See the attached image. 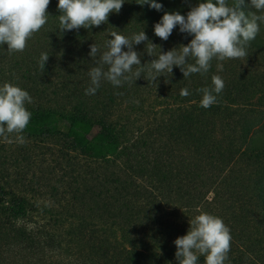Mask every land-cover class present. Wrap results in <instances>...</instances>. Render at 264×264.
I'll use <instances>...</instances> for the list:
<instances>
[{
  "label": "trees",
  "instance_id": "trees-1",
  "mask_svg": "<svg viewBox=\"0 0 264 264\" xmlns=\"http://www.w3.org/2000/svg\"><path fill=\"white\" fill-rule=\"evenodd\" d=\"M142 2L125 0L119 13H110L107 23L99 27L62 32L58 0H50L47 23L27 41L23 52L9 54L7 45L0 46V62L19 75L15 82L33 100L25 105L32 115L23 134L56 138L64 153H77L88 162L86 168L82 166L76 173V181L91 196L96 210L103 211V224L111 232L110 237H104L92 231L89 242H85V228H75V231L72 227L71 233L63 236H78V231L81 238L75 241L77 256L87 253L91 259L78 257L76 263L72 260L65 264H178L174 241L187 234L189 221L200 214L189 213L194 211L188 207L187 210L177 208L176 211H182L175 215L165 212V206L172 205V199L178 194L176 180L179 179L175 177L178 173L190 181L191 191L198 194L193 208H199L201 201H206L207 207L211 206L208 213L221 218L229 227L232 239L225 264H264V143L254 144L253 124L238 110L249 104L260 89L257 81L236 72L241 59H213L208 73L187 78L174 66L170 76L158 77L155 84L147 79L146 73L134 83L125 82L120 87L102 81L94 95H85L90 86L88 72L98 66L112 31L131 38L143 30L148 41L157 45L161 53L187 46L193 37L181 33L179 26L167 41L154 35L153 26L165 12L186 16L191 7L206 0H154L162 5L160 11L148 4L139 5ZM233 2L228 0L229 5ZM245 11L252 12L250 7ZM255 41L257 38L250 42L247 51L255 52L251 47L256 45ZM92 44L100 48L94 58L89 56ZM159 49L150 56L146 52L147 42L133 46L140 54L141 66L155 59ZM44 52L49 58L41 70L39 59ZM252 56L248 54L246 59ZM188 62L194 63V60L189 58ZM217 64L223 65L222 71ZM3 68L0 66V76L4 74ZM213 75L221 76L225 87L218 94L217 103L205 109L200 106L202 93L198 89L211 88ZM183 88L188 89L189 96L180 95ZM144 93L156 95L158 102L154 107L158 110L152 115L153 122L142 139L133 147L139 159L129 162L112 116L118 95L141 97ZM51 96L53 105L47 103ZM123 155L128 158L125 164H120L118 161ZM238 162L243 163V171L249 172L252 188L239 189V194L230 196L224 211L216 212L213 199L205 196L216 190L227 168ZM194 195L189 194L192 199ZM217 198L222 199L221 194ZM28 216L26 198L6 192L0 184V264H5L8 252L17 256L16 251L11 252L12 247L15 249L21 242L30 245L39 237L52 242L54 247H63V236L57 240L58 228L52 227L49 233L47 228L32 231L20 225ZM138 226L145 229L140 237L131 233ZM198 264H204L202 256Z\"/></svg>",
  "mask_w": 264,
  "mask_h": 264
},
{
  "label": "clouds",
  "instance_id": "clouds-1",
  "mask_svg": "<svg viewBox=\"0 0 264 264\" xmlns=\"http://www.w3.org/2000/svg\"><path fill=\"white\" fill-rule=\"evenodd\" d=\"M125 0H58L57 8L60 31L90 29L106 24L110 13H119ZM50 0H0V46L7 45L9 54L23 52L27 41L48 21L47 9ZM148 4L150 8L160 11L162 5L154 0H143L139 5ZM255 12H246V8ZM260 13V14H257ZM264 24V0H206L191 7L186 16L177 12L162 16L153 26L154 35L167 41L174 28L179 26L181 33L193 38L187 46H179L161 53L157 45L148 41L144 31L134 33L131 38L119 31L110 33L111 39L105 42L106 50L100 54L98 66L88 72L90 86L85 95H94L102 81L120 87L125 82L134 83L146 73L147 79L155 84L158 77L171 75L173 67H178L184 78L192 74H206L213 59L246 60L247 47L260 32ZM147 42V54L152 56L159 49L156 58L141 66L140 54L133 50L134 45ZM127 51H123V49ZM100 52L99 46L90 45L89 56L94 58ZM49 54L44 52L39 59L43 70ZM189 58L194 63H189ZM147 65V67H145ZM135 67V71H133ZM219 71L222 64H217ZM212 87L198 89L202 93L200 106L207 109L217 103L225 83L221 76L211 77ZM182 97L190 95L187 88L180 90ZM33 103L29 93L17 85L5 82L0 86V137L7 143H26L23 135L31 120V112L26 104ZM186 235L178 237L175 257L178 264H198L204 258V264H225L231 246V232L224 221L207 212H200L191 221Z\"/></svg>",
  "mask_w": 264,
  "mask_h": 264
},
{
  "label": "rangeland",
  "instance_id": "rangeland-1",
  "mask_svg": "<svg viewBox=\"0 0 264 264\" xmlns=\"http://www.w3.org/2000/svg\"><path fill=\"white\" fill-rule=\"evenodd\" d=\"M249 3L250 0H245V4ZM251 10L252 12L256 11L253 8ZM256 38V45L252 46L251 44L255 52L247 51L249 56H254H252V59L241 60V63L236 65V72L241 77L246 75L251 77L252 81H257L260 90L252 96V101L249 104L240 106L238 110H241L246 120L253 124L254 144L259 143L262 145L264 143V24L260 25V32ZM0 66H4V74L0 76V86L5 82L18 85L19 82L15 81H18L19 75L10 70L8 65L0 62ZM52 99V96L48 98L49 102L47 103L53 105ZM157 102L156 95L152 93H144L141 97L139 95L125 97V94L117 96L112 121L115 123L121 148L129 155V162L135 161V158L139 159L136 154L137 150L133 147L142 139L146 129L152 124V115L158 110L154 107ZM23 135L27 141L24 144L16 143L14 136L9 137L14 141L12 143H7L3 137H0V184L6 192L19 194L25 197L29 203V216L19 224H24L28 230L32 231H40L42 227L47 228L49 233H52V227L58 228L57 233L59 236L57 240L63 235L71 233L72 227L73 229L85 228L83 230L84 237L87 239L85 242H89V235L92 231H98L100 235L110 237L111 232H108V225L103 224V211L96 210L91 196L76 181V173L80 171L82 166L86 168L88 162L77 153H64L61 142L56 138ZM259 136L262 137L261 141ZM121 158L118 163L125 164V159L128 158L127 155H123ZM90 164L95 166L91 162ZM227 169L224 176L221 177V182H224L221 184L219 180L216 190L207 192L205 196V199H213L214 204L212 206L216 207V212L224 211L230 196L235 192L239 194V189L252 188L250 174L247 170L243 171V163H235ZM177 175L175 176L179 179L176 180L177 198L172 199V205L167 204L165 206V212L168 215H175V213L178 214L182 211L180 209L176 211L177 208L187 210L188 207L194 211L189 212L191 214H196V212L208 213L211 206L207 207L209 205L204 200L201 201L202 204L199 208H193L198 194L191 191L189 180H184L180 173ZM188 191L190 192L188 193ZM189 194H195L194 199ZM219 194H221L222 199L217 198ZM142 229V226H138L131 229V233L140 237L138 235L143 234L145 230ZM76 234L78 236L75 234L74 236H63L62 243L64 245L60 248L57 245L54 247L52 242L44 241L40 237L39 240L30 245L21 242L15 249L11 248V252L16 251L15 255L17 256L8 252L4 262L5 264H15V261L18 264H65L66 261L72 260L76 263L78 257H83L85 260L88 257L91 259V255L88 256L87 253L77 256L75 241L78 237L81 238V234L78 231Z\"/></svg>",
  "mask_w": 264,
  "mask_h": 264
}]
</instances>
